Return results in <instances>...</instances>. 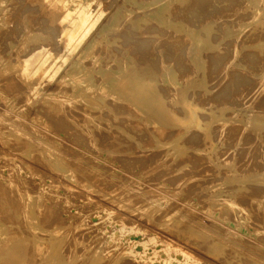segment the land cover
<instances>
[{
	"label": "bare ground",
	"instance_id": "6f19581e",
	"mask_svg": "<svg viewBox=\"0 0 264 264\" xmlns=\"http://www.w3.org/2000/svg\"><path fill=\"white\" fill-rule=\"evenodd\" d=\"M0 264H264V0H0Z\"/></svg>",
	"mask_w": 264,
	"mask_h": 264
}]
</instances>
